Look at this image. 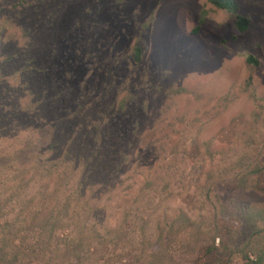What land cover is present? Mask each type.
<instances>
[{
    "label": "rangeland",
    "instance_id": "rangeland-1",
    "mask_svg": "<svg viewBox=\"0 0 264 264\" xmlns=\"http://www.w3.org/2000/svg\"><path fill=\"white\" fill-rule=\"evenodd\" d=\"M240 6L246 33L208 0H0V199L29 182L31 207L46 193L81 212L98 236L83 264H247L236 209L264 207V0Z\"/></svg>",
    "mask_w": 264,
    "mask_h": 264
},
{
    "label": "trees",
    "instance_id": "trees-1",
    "mask_svg": "<svg viewBox=\"0 0 264 264\" xmlns=\"http://www.w3.org/2000/svg\"><path fill=\"white\" fill-rule=\"evenodd\" d=\"M208 2L212 6L232 15L235 18V27L240 32L246 33L251 30L252 18L248 14L240 12V0H208ZM198 31L199 29L195 28L193 33L198 34ZM143 54L144 52L140 45H136L133 48L132 56L136 63L142 62ZM248 62L258 64L254 57H249ZM128 102H130V99L128 100V97L124 98L119 111H122ZM116 116L121 117L123 115L116 114ZM119 121L117 124H124L123 119ZM116 134L119 139H123L122 132L119 133L117 131ZM98 152L99 148L95 150L93 156H96ZM82 160L84 161V156ZM47 168L46 172L48 173L50 168ZM254 168H258V172L264 171V165L263 167L256 165ZM244 175L246 176V174ZM244 175L239 178L238 182L245 189L246 184L248 185L249 183L244 179ZM63 178L65 179V177ZM254 184L260 189L256 178L254 179ZM28 186L29 182L25 184L19 183V185L15 186L14 194L10 199H0V264H83L84 259L82 256L85 249L87 251L93 250L92 242L98 241L97 233L91 232L85 227L88 221L87 218H83L81 212L77 211L71 213L70 216L68 214L65 215L64 212L68 209V204L62 210L59 209L58 212L55 210L58 207L49 209V205H54L55 200L47 197L46 193L39 200V206L31 207L30 200H20V196L26 195ZM78 187V189L76 188L75 196L82 188L79 184ZM21 191H25V193ZM11 202H14L15 206H24L26 217L22 219L24 213L21 211L14 218L8 220L6 216L9 213L5 214V211ZM33 207L37 210H33ZM231 211L233 210L224 208L219 214L223 218H228L226 213L229 212L232 216ZM236 212L240 213L237 221L240 228L244 231L242 235L247 241L246 245L252 246V251L244 255V258L247 259V264H264V249L260 250L257 246L260 242L264 246V207H260L256 203L255 205H248L246 209L240 207L236 209ZM217 216H215L216 219ZM179 222L181 223L180 227L177 228L175 233H180L182 230L191 227L189 220L183 215L179 217ZM212 227L206 232L207 236H210L211 242L202 244L205 252L209 254L215 250V240L220 234L218 233L219 227L217 223H213ZM199 229L197 228L196 230ZM110 235H106V237ZM235 236L236 233L232 230L230 234L231 242H235ZM238 250L234 249L232 253L238 252ZM241 252L243 253L242 249ZM153 258L152 264L158 263L157 256L153 255Z\"/></svg>",
    "mask_w": 264,
    "mask_h": 264
}]
</instances>
